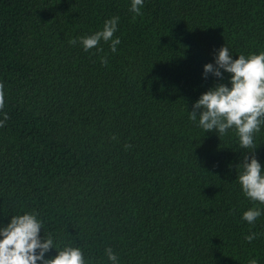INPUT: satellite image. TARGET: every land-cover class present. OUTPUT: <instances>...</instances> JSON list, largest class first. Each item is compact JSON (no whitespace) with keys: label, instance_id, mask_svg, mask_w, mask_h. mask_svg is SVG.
<instances>
[{"label":"trees","instance_id":"1","mask_svg":"<svg viewBox=\"0 0 264 264\" xmlns=\"http://www.w3.org/2000/svg\"><path fill=\"white\" fill-rule=\"evenodd\" d=\"M0 264H264V0H0Z\"/></svg>","mask_w":264,"mask_h":264}]
</instances>
